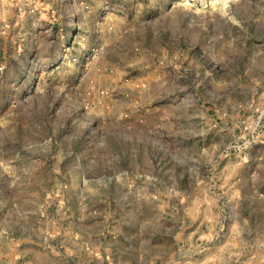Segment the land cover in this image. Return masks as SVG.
<instances>
[{
  "label": "rangeland",
  "instance_id": "374dc122",
  "mask_svg": "<svg viewBox=\"0 0 264 264\" xmlns=\"http://www.w3.org/2000/svg\"><path fill=\"white\" fill-rule=\"evenodd\" d=\"M237 156L255 199L240 208L221 187ZM253 164L264 168V0H0L4 225L19 208L20 234L42 232L67 199L75 209L78 185H145L142 215L154 217L161 187L176 186L164 213L196 232L181 235L173 264H264L262 233L243 255L228 245L236 218L264 228ZM16 243L0 238V264H17ZM35 246L19 241L18 264L41 257Z\"/></svg>",
  "mask_w": 264,
  "mask_h": 264
},
{
  "label": "crops",
  "instance_id": "0c3cea01",
  "mask_svg": "<svg viewBox=\"0 0 264 264\" xmlns=\"http://www.w3.org/2000/svg\"><path fill=\"white\" fill-rule=\"evenodd\" d=\"M243 164V158L237 156L236 158L231 157L224 165L226 178L221 187L224 189L225 196L232 203V207L240 208L247 198L251 199L253 205L255 204V199L248 197L242 186ZM187 166L192 170L193 164L187 162ZM182 167H184V163L179 164V168ZM259 171H264V168L255 167V173L258 174ZM180 175L184 177V173L181 172ZM170 187L173 191H177L176 186L161 187V190L159 189L162 192L158 202L159 209L155 212L154 217H146L142 215L145 211V205L142 203L149 198L147 195L149 188L145 185L117 183L104 188L96 185L87 187L78 185L73 187L75 192L80 193L76 196L75 209L72 207L71 199H67L66 203L62 204L58 218L48 214L50 218H48L47 225H43L42 232H37L35 229V232L32 233L24 228L20 234L21 213L18 208L17 211H12V218L10 221H6V225H4L3 217L0 218V238L17 241L18 245L11 253L12 257L17 256L13 258V261L18 259L17 264L20 263V240L33 241L36 245L35 255L41 256L37 260L29 258L26 261L27 264H173L181 252L179 246L181 235L186 231L193 235L196 232V224L193 221L187 222V226L181 232L179 219L174 216L169 218L165 215L163 209L180 199L163 194L164 191L170 192ZM88 192L95 193L93 195L83 194ZM101 192L105 194H100ZM119 192H124L125 195L116 194ZM99 198L103 202L102 208L95 204ZM184 199H191L195 204V198L190 195H185ZM118 202L126 204L129 207L127 210L132 216L131 214L129 218L118 216ZM136 212L139 215L135 216ZM49 222L51 223L49 224ZM234 222L239 224L237 234L239 236H235L232 242V239L229 240L228 245L231 243V249L239 255H243L242 245L245 239H253V243H258L259 234L264 235V228L262 227L259 232L260 226L257 221L255 230H253V226L249 227L250 223L248 222L244 221L242 225L239 218H236ZM126 224L129 229L128 235L124 234ZM251 224L253 225V223ZM226 236L230 237L229 231L225 232ZM57 239L60 240L59 246H53L48 241ZM257 254L258 252H252V255L257 256Z\"/></svg>",
  "mask_w": 264,
  "mask_h": 264
}]
</instances>
